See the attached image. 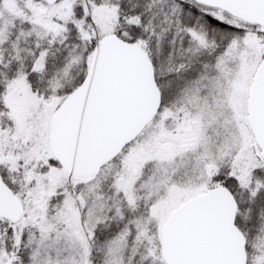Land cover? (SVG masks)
Wrapping results in <instances>:
<instances>
[{"label": "snow or ice", "instance_id": "6c2138e0", "mask_svg": "<svg viewBox=\"0 0 264 264\" xmlns=\"http://www.w3.org/2000/svg\"><path fill=\"white\" fill-rule=\"evenodd\" d=\"M0 264H264V0H0Z\"/></svg>", "mask_w": 264, "mask_h": 264}]
</instances>
